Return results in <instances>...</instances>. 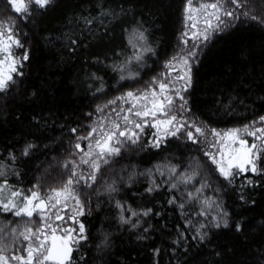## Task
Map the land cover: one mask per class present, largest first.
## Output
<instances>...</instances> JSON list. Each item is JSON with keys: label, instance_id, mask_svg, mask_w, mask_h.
Instances as JSON below:
<instances>
[{"label": "trees", "instance_id": "1", "mask_svg": "<svg viewBox=\"0 0 264 264\" xmlns=\"http://www.w3.org/2000/svg\"><path fill=\"white\" fill-rule=\"evenodd\" d=\"M187 1L52 0L37 9L15 0L28 5L24 14L0 0V18L13 21V35L24 45L11 47L13 57L25 50L29 56L18 69L23 75L13 74L15 83L0 92V201L18 192L19 206L33 191L43 198L66 184L77 137L88 132L97 109L150 87L180 49ZM225 7L235 15L222 16L219 30L195 45L184 93L186 114L210 130L264 116V0ZM134 30L146 38L133 41L136 47L129 43ZM154 134L145 126L136 143L102 165L90 188H81L85 215L77 220L88 240L73 249L71 264H264V174L242 173L230 183L201 141L178 133L153 147ZM225 212L228 227H214ZM39 221L36 214L0 213L3 253L21 249L18 234ZM63 225L78 227L67 215Z\"/></svg>", "mask_w": 264, "mask_h": 264}, {"label": "snow or ice", "instance_id": "2", "mask_svg": "<svg viewBox=\"0 0 264 264\" xmlns=\"http://www.w3.org/2000/svg\"><path fill=\"white\" fill-rule=\"evenodd\" d=\"M10 3L12 4L13 10L17 13L22 12L28 14L30 11L28 5L22 3L17 4L15 0H10ZM30 3H34L37 9H44L52 3V0H30ZM227 3L239 6V0H216V2L210 5L202 6L205 9H212L210 17H215L217 23L213 25L210 18L206 19L205 23L207 27L204 29L202 35H194V39L208 41L210 39V31H218L221 23H223L221 20L222 16L229 18L234 17V11H229L225 7ZM187 11H192L191 0H189ZM193 27H195V25H193ZM5 34L8 36V42L0 41V52L3 53V57L0 58V66L8 62V67L7 71H4L2 67H0V92L6 91L10 84L15 83L13 74L16 76L23 75V72L18 69L23 68V62L29 59L27 50H25L24 54L19 59L13 57L11 47L14 45L15 47L23 48L24 45L19 39L14 37L11 28H5L3 25H0V36ZM185 35H187V33H185ZM145 39L142 32L134 30L129 39V43L132 44L133 47H136L133 41H143ZM184 43L187 44V40H184ZM144 51L152 50L145 48ZM196 57L197 52L189 50L187 54L181 58V62L188 69L183 76L177 78L184 81L181 88H175L174 86L170 87L171 82L165 83L162 80H154L153 83L158 84V91L155 88H150L148 91L139 94L128 92L125 97L118 98L126 101L130 99L132 101L130 107L121 109V111L125 113L124 115L119 116V113H117L120 120L124 122L123 126L121 123L113 120L111 121L110 128L105 129L103 126L99 128L92 127L86 135L77 137L78 142L75 144V148L83 153L81 156V163L88 164L91 169L87 175L84 173H77L74 168L65 186L61 189L53 190V195L51 196L42 199L36 191H33L29 195L22 197V203L19 206L13 199L0 201V213L10 212L16 217L25 216L28 218L36 214L41 220V225L38 226L35 231H33L32 228H26L18 234L17 238H22V240L26 242L23 245L22 255H3L4 248L0 247V264H10V261H17L18 264H68L71 252L73 251L70 245H75L78 250L81 241L88 240L84 223L77 220L78 216L85 215V204L81 203L79 198L73 194V184L83 183L85 187L90 188L97 180V173L100 171L101 164L107 165L110 157L118 155L121 150L120 145L125 142L134 144L139 140V133L143 132L144 126L149 122L147 118H152L151 126L158 131L160 127L163 126L166 129L165 136H175L186 126L187 122L178 120L177 116L173 114L172 109L173 107H178L180 111H187V100L181 94V90L187 91V88L191 86V65L189 61L191 60L195 63ZM133 59L139 62L143 59V56L138 52L134 55ZM173 59L176 58L174 57ZM166 66L171 67V62ZM119 71L123 72V68H120ZM120 78L124 79L125 77L122 75ZM174 97L178 98L181 102L178 106L175 105ZM115 102L116 101H110L109 103L114 104ZM97 111L102 112L103 108H98ZM161 116L164 118H159ZM135 118H139V120ZM257 123L264 125V116H261L259 121H254L252 125L245 126L243 129L234 128L223 134L215 129L210 130L211 134L219 138L220 141L227 140L229 142L226 145L227 147L230 148L231 145H238L239 150H233L227 166L224 165L222 160L217 159V155H223L219 150L217 153L205 152V155L209 158L211 163L217 166L219 173L230 183L236 176L242 173L251 172L258 175L264 174V167L258 166V164H264V126L256 127L255 125ZM128 125H131V127ZM191 127L194 131H186L185 136L195 144L199 141L194 133L203 137L206 135V130L203 126H196L195 123H193ZM136 130H139V133ZM71 131L75 133L76 129H72ZM97 132H99V136H97ZM241 132L252 137L253 142L249 144L246 139L241 137ZM82 140L90 141L85 146L87 150L81 148L79 141ZM152 146H160L159 137ZM24 154H27V149ZM77 167L79 166L77 165ZM233 167L236 169L235 172L232 171ZM171 171L175 173L176 169L173 168ZM248 183L251 184L252 181L248 180ZM171 187L175 188L176 185L173 184ZM108 190L115 191L111 185ZM201 190L202 189H197V192ZM147 191L151 192L153 189L149 188ZM17 195H19L18 192L11 193L13 198ZM188 195L192 197L191 193ZM69 197L75 200L76 204L69 220L76 223L78 227L69 229L61 227L58 224L54 226V221L63 219L60 215V209L57 208V206L61 205L62 202L66 205ZM241 199H243V197H241ZM169 202L175 203V198ZM117 207L121 206L118 204ZM179 207L183 208V204H180ZM53 209H55V211H53ZM150 211L151 210L143 212V215L147 216ZM200 214L203 215L204 213ZM132 215L135 216L140 214L132 212ZM226 216V212L222 213L221 219L215 220L213 226L217 228L228 227L227 220L223 219V217ZM121 221L123 223H130V221L125 220L123 216H121ZM30 222L31 220L29 219V223ZM201 227H206V225H201ZM235 227L237 231L240 230L239 224ZM58 231L60 233L59 235L57 234ZM12 232L15 234V229H13ZM199 238L203 239L204 237L200 236ZM102 243H107V237H105Z\"/></svg>", "mask_w": 264, "mask_h": 264}, {"label": "rangeland", "instance_id": "3", "mask_svg": "<svg viewBox=\"0 0 264 264\" xmlns=\"http://www.w3.org/2000/svg\"><path fill=\"white\" fill-rule=\"evenodd\" d=\"M214 2H216V0H191L192 11L188 12L187 8L189 7V0L187 1V4L185 6V14H184V22H183V26L184 27H183L182 32H181V47L177 51V53L166 64V65H168L171 62L172 66L171 67H167L166 66L165 70L161 73L160 77L158 79H156V80H162L165 83L171 82L170 83V87L174 86L175 88H181V86L184 84L183 80L177 79L178 77L183 76L185 74V72L188 70L185 67V65L181 62V58L184 55H186L189 50H193L194 51L195 50V45L200 46V45H202L204 43V41H202L201 39H194L193 37H194V35H202L204 29L207 27V25L205 23L206 19L210 18L212 24L216 25L217 22L215 20V17H210V13L212 12V9H210V8L205 9V8L202 7L203 5H210V4L214 3ZM189 17H191V18H189ZM221 19H222V17H221ZM0 25H3L5 28H11L12 31H13V26L14 25H13V21L11 19H2V18H0ZM193 25H195V27H193ZM221 25H222V23H221ZM185 33H187V35H185ZM213 33H214V31H210L209 35L211 36ZM184 40H187V44L184 43ZM0 41L8 42L7 34H5L3 36H0ZM2 57H3V53L0 52V58H2ZM174 57L176 59H173ZM189 64L191 65V80H192V64H193V62L190 60ZM0 67H2V69L4 71H7L8 62H5V64L3 66H0ZM150 88H155L158 91V84L153 83L150 87H147L145 89H142V90H139V91H128V92H133V93H138L139 94V93H144V92L148 91ZM128 92H126V93H128ZM126 93L121 95L118 98L125 97ZM184 93H185V91L181 90V94L183 96H184ZM118 98L113 100V101H116L114 104L110 103L109 105H105V106L101 107V108H103V111L102 112H100V111L97 112L95 117L92 119V122L90 123L89 129L92 128V127L99 128L100 126H103L105 129L110 128L111 127V121H113V120L121 123V125L123 126L124 122L122 120H120L119 116H122L125 113L123 111H121V109H127L128 107H130L131 104H132V101L130 99L126 101L124 99H118ZM174 100H175V105H177V106L181 103L179 101V99L176 98V97H174ZM172 112H173V114H175L177 116L178 120H183V121L187 122L186 126L184 128H182L180 130V132H178V133H182V134L185 135L186 131H194V129L191 127V125L193 123H195V121H193L191 119V117H189L186 114L185 111H180L178 107H173ZM117 113H119V116L117 115ZM159 118L163 119L164 117L161 116ZM135 119L139 120V118H135ZM147 119H148L149 122L145 126H151L152 118L149 117ZM252 124H253V122L252 123H248L246 125H242V126H233V127H229V128H222V129H215V130L223 134V133L228 132L230 129H234V128L243 129L245 126H249V125H252ZM195 125L196 126H201V125H197L196 123H195ZM128 126L131 127V125H128ZM255 126L256 127H261V126H264V125H261V124L257 123ZM204 128L206 130V135L205 136L201 137V136H199L196 133H194V135H196L198 141H201V144L203 146H205L207 152L217 153L218 150L220 152H222L223 155L222 156L217 155V159L222 160L224 165L227 166L229 158L232 155L233 150L234 149L235 150H239L238 149V145H231V147L229 148V147L226 146L227 143H229L227 140L220 141L219 138H217V137H215L214 135L211 134L210 129H208L206 127H204ZM136 131L139 133V130H136ZM165 131H166V129L163 126L160 127L159 131L156 128H154V132H155L154 140L156 141L157 138L159 137L160 138V142H162V140L166 139L168 136H171V135L165 136ZM143 132H144V130H143ZM143 132L139 133V138H140V135L143 134ZM240 135H241L242 138L246 139L249 144H251L253 142V138L247 136L243 132H241ZM97 136H99V132H97ZM121 139H123V138H121ZM89 142L90 141H83V140L79 141V143L81 144V148H85V146ZM128 143H130V142L123 143L122 145H120V148L122 149ZM213 145H215V146H213ZM85 150H87V149L85 148ZM82 155H83V153H81L78 149H76V157L71 160L70 164H71L72 170L75 168L77 173H84L85 175H87L91 171V169H90L88 164L81 163V156ZM110 158H109V160H110ZM77 165L79 167H77ZM102 165H104V164H101V167H102ZM261 165L264 166V164H258L259 167H261ZM216 168H217V166H216ZM232 171L235 172L236 169L233 167ZM246 173H248V172H246ZM64 186L53 188L47 194H45L43 198L53 195V190L61 189ZM82 187H84L83 183H80V184H75L74 183L73 186H72L73 194L76 197H78L80 201H81L80 191H81ZM1 191H3L2 187H0V192ZM1 196H2V194H1ZM9 199H13L14 200L13 197H11ZM81 203H82V201H81ZM75 207H76L75 200H73L71 197L68 198L66 205L63 204V202H62L61 205H58L57 208L60 209V215H61V217H63V219L60 220V221H54V226L56 224H58L61 227H66V228H69V229L76 228L75 226H72L70 228V226L63 225L64 217L66 215H67V217H70L72 215L73 209ZM53 211H55V209H53ZM38 224H39L38 226L41 225V220L39 221ZM33 231H35V229ZM57 234L58 235L60 234L59 231L57 232ZM24 243H26V242H24ZM71 246H72L73 249H75V247H76L75 245H71ZM2 254L6 255V256L10 255V254H7V253H2ZM14 254H21L22 255L23 254V247L21 249H18L16 251V253H13L12 255H14ZM10 264H18V262L17 261H10ZM68 264H71L70 259L68 261Z\"/></svg>", "mask_w": 264, "mask_h": 264}, {"label": "bare ground", "instance_id": "4", "mask_svg": "<svg viewBox=\"0 0 264 264\" xmlns=\"http://www.w3.org/2000/svg\"><path fill=\"white\" fill-rule=\"evenodd\" d=\"M184 27V26H183ZM177 51V50H176ZM22 253V252H21Z\"/></svg>", "mask_w": 264, "mask_h": 264}, {"label": "water", "instance_id": "5", "mask_svg": "<svg viewBox=\"0 0 264 264\" xmlns=\"http://www.w3.org/2000/svg\"><path fill=\"white\" fill-rule=\"evenodd\" d=\"M71 246V245H70ZM72 247V246H71ZM72 253V252H71Z\"/></svg>", "mask_w": 264, "mask_h": 264}]
</instances>
